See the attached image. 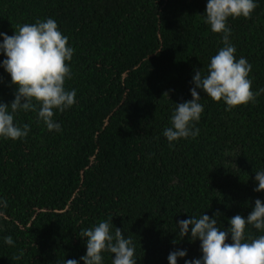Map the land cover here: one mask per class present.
<instances>
[{
  "label": "trees",
  "instance_id": "trees-1",
  "mask_svg": "<svg viewBox=\"0 0 264 264\" xmlns=\"http://www.w3.org/2000/svg\"><path fill=\"white\" fill-rule=\"evenodd\" d=\"M206 2L0 0V31L9 36L24 23L57 22L74 49L65 88L77 93L55 115L60 132L19 111L15 123L28 124V135L0 138V264L79 261L81 230L110 218L132 238L137 264H168L177 248L199 258V241L177 236V221L218 210L228 228L264 201L253 191L255 170L264 169V92L231 110L201 92L199 135L171 145L162 135L175 103L192 99L193 69L206 72L223 47L202 16ZM227 24L236 57L252 65V90L264 89V0ZM9 82L0 68L5 103L14 99ZM259 234L246 227V236Z\"/></svg>",
  "mask_w": 264,
  "mask_h": 264
},
{
  "label": "clouds",
  "instance_id": "clouds-1",
  "mask_svg": "<svg viewBox=\"0 0 264 264\" xmlns=\"http://www.w3.org/2000/svg\"><path fill=\"white\" fill-rule=\"evenodd\" d=\"M256 7L257 0H207L202 16L213 33L221 34L223 47L210 57L206 72L193 69L192 99L175 103L169 126L162 132L170 145L199 135L195 124L204 111L201 92L214 102L222 101L226 110L254 102L264 92V89L252 90L249 78L252 65L246 58L236 57L227 24L230 17L249 18ZM0 38V56L4 57L0 68L10 76L8 86L15 87L10 103L0 101V138L17 140L28 135V124L15 123L19 111L36 112L37 121L43 122L47 130L60 132L61 124L55 115L71 108L77 95L75 89L65 88L66 79L72 78L69 65L74 54L69 38L52 18L18 25L11 36L0 31ZM165 95L169 97L168 92ZM255 181L253 191L264 192V169L255 170ZM205 213L176 222L177 236L199 241L200 257L187 259V250L177 248L169 252L168 264H178L179 259L184 264H264V201L255 199L247 216L237 214L229 218L228 228L218 223L222 215L218 210L211 217ZM248 226L260 234L254 238L246 236ZM80 237L86 247L85 255L79 257L83 264H104V253L111 254V264H137L132 238L115 227L112 218L81 230ZM229 239L231 242H226ZM3 241L9 246L13 244L11 236H5ZM79 261L65 259L64 264H79Z\"/></svg>",
  "mask_w": 264,
  "mask_h": 264
}]
</instances>
